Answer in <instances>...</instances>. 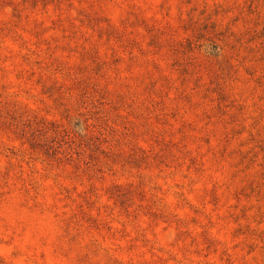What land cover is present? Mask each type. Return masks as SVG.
<instances>
[{
	"label": "rangeland",
	"instance_id": "1",
	"mask_svg": "<svg viewBox=\"0 0 264 264\" xmlns=\"http://www.w3.org/2000/svg\"><path fill=\"white\" fill-rule=\"evenodd\" d=\"M0 264H264V0H0Z\"/></svg>",
	"mask_w": 264,
	"mask_h": 264
}]
</instances>
